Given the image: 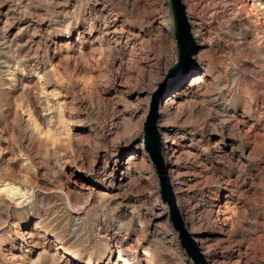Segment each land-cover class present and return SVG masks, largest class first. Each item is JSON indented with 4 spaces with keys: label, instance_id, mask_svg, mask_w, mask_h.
Here are the masks:
<instances>
[{
    "label": "rangeland",
    "instance_id": "1",
    "mask_svg": "<svg viewBox=\"0 0 264 264\" xmlns=\"http://www.w3.org/2000/svg\"><path fill=\"white\" fill-rule=\"evenodd\" d=\"M182 1L197 51L161 90L170 0H0V264H194L145 149L158 93L185 227L264 264V0Z\"/></svg>",
    "mask_w": 264,
    "mask_h": 264
},
{
    "label": "water",
    "instance_id": "2",
    "mask_svg": "<svg viewBox=\"0 0 264 264\" xmlns=\"http://www.w3.org/2000/svg\"><path fill=\"white\" fill-rule=\"evenodd\" d=\"M170 4L175 27L174 38L179 49V58L178 62L166 76L165 81L161 85V90L179 85V82L191 72L190 68L193 66V55L197 51V43L193 37L192 26L188 19L183 1L170 0ZM158 100L159 93L156 95L150 115L145 123V149L149 153L150 159L155 167L160 182L161 199L170 208L169 218L174 229L179 234V241L182 249L194 264H209L205 255L200 251L197 242L185 227V223L177 205L175 193L172 189L162 152L161 135L157 124L159 117Z\"/></svg>",
    "mask_w": 264,
    "mask_h": 264
},
{
    "label": "bare ground",
    "instance_id": "3",
    "mask_svg": "<svg viewBox=\"0 0 264 264\" xmlns=\"http://www.w3.org/2000/svg\"><path fill=\"white\" fill-rule=\"evenodd\" d=\"M261 1V0H260ZM116 22H118V21H116ZM113 24V23H112ZM117 25V24H116ZM112 26H114V25H112ZM116 29V28H115ZM112 30V29H111ZM107 31V30H106ZM118 33V32H117ZM111 35V34H110ZM202 79H203V76H200V75H197L195 78H194V80H193V83H199V82H201L202 81ZM198 86V85H197ZM158 128H159V125H158ZM171 139V138H170ZM161 141H162V152L163 153H165L164 151L166 150V154H167V152L169 151V152H171V155L169 156L168 154L165 156V155H163L164 156V160H165V164H166V167H167V171H168V174L169 173H174V175H172L173 177H172V180L170 181L171 182V185H172V189L173 190H175V192H179V193H183V183H182V177H181V175L178 173V174H175V171L176 170H174V167H173V170H169L168 169V167H170V164L171 165H174L175 164V158H176V148H175V144H174V142L173 141H167V140H163V138L161 137ZM139 151H137L136 150V153H138ZM178 152V151H177ZM178 154V153H177ZM137 155V154H136ZM136 157L137 156H132V157H130V160H133V159H136ZM133 163L134 162H132L131 164H130V166H132L133 165ZM176 165V164H175ZM127 169H130L129 167L127 168ZM178 172V171H177ZM184 184H185V182H184ZM178 205V204H177ZM179 211L181 212V214H182V216L184 215L183 213H182V211H183V205L182 204H179ZM191 235L193 236V238L195 239V241L197 242V244L198 245H200V244H202L203 242H201L200 240L198 241L197 239H196V237L191 233ZM206 241V240H205ZM202 246V245H201ZM241 252V251H240ZM63 253H64V256H66V257H70L71 258V260H77L76 259V257L74 256V255H72L71 253H69L68 251H63ZM239 256V255H238ZM120 260V263L121 264H135L134 262H132V261H130V260H128V259H125V258H120L119 259ZM213 263V262H212ZM82 264H92L91 263V261L90 260H87V261H84ZM219 264V263H218Z\"/></svg>",
    "mask_w": 264,
    "mask_h": 264
}]
</instances>
